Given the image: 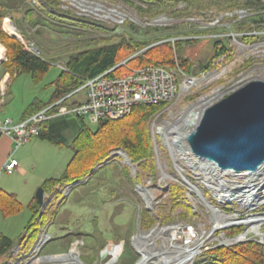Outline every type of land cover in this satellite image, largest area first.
Masks as SVG:
<instances>
[{
  "label": "rangeland",
  "instance_id": "rangeland-1",
  "mask_svg": "<svg viewBox=\"0 0 264 264\" xmlns=\"http://www.w3.org/2000/svg\"><path fill=\"white\" fill-rule=\"evenodd\" d=\"M157 1L55 0L56 11L37 8L44 17L43 22L32 25L25 19L20 28L18 18L30 11L29 3L39 4L36 0H27L22 13L10 11L14 19L6 18L12 29L4 21L7 33H14L31 53L35 54L37 49L36 54L48 60L50 67L38 82L28 73L4 74L1 64L5 63L8 51L0 42L4 47L0 81L7 89V94L0 95V118L18 121L31 101L48 100L53 90L51 81L65 70L60 60L62 54L90 46L110 43L129 46L137 41L153 46L168 40L165 44L171 49V62H177L193 76L195 83L149 117L146 127L150 134L152 166L143 169L142 160L131 162L122 148L112 147L101 169L91 171L86 182L61 187L42 208L34 202L38 209L35 224L45 222L40 226L38 238L46 232L50 235L39 251L34 247L38 238L31 245L21 238L26 235L32 217L28 204L42 181L35 184L37 179L31 174L3 172L0 188L15 193L22 208L9 216L0 213V234L13 240L9 250L0 256V264H58L59 261L40 262V258L65 254L72 246L77 247L84 264H140L144 253L172 248L168 226L182 229L174 234L177 245L200 244L196 256L186 264H210L209 250L230 246L218 244L225 243L223 238L234 239L244 231L241 224L223 229L215 227L214 213L192 186V183L199 186L215 207L230 208L226 210L229 215L236 211L245 218L246 209L240 206V199L225 204L216 195L224 193L219 184L228 187L231 179L242 182L241 179L226 176V183H219L218 178L207 177L212 175L211 171L202 166L204 162L196 161L198 157L187 149L183 139L191 128L172 126L180 123L184 112L202 98L214 96V101L247 80L264 79V0H233L230 3L234 5L225 0H171L170 4ZM81 96L82 92L72 98ZM84 123L91 130L96 127L87 118ZM71 133L70 130L67 135ZM23 146L14 152L16 160ZM57 149L71 150L68 146ZM144 161L148 163L150 159ZM33 168L29 164L26 170L31 172ZM258 176L254 177L259 186L255 193L264 197V173ZM218 177L221 178L219 174ZM206 180L213 186L207 185ZM233 194L239 195L237 190ZM49 197L47 194L46 201ZM254 211H264V204L256 206ZM238 226L241 229L234 230ZM149 232L153 234L147 235ZM239 239L245 241L243 237ZM120 243L124 246L123 252L112 262L114 255L109 251L116 249L111 244ZM157 260L153 256L144 264H155Z\"/></svg>",
  "mask_w": 264,
  "mask_h": 264
},
{
  "label": "trees",
  "instance_id": "trees-1",
  "mask_svg": "<svg viewBox=\"0 0 264 264\" xmlns=\"http://www.w3.org/2000/svg\"><path fill=\"white\" fill-rule=\"evenodd\" d=\"M37 2H39V4H36L37 6L29 3L28 8L30 11L23 15L19 21L20 28H22L21 25L25 19L29 20L32 25L43 22L42 19L44 17L38 11V7L40 9L42 7L44 11L50 8L56 11V8H54L55 0H36ZM157 2L170 4L172 1L158 0ZM211 2H216V0ZM230 2L235 1L225 0V3L234 5ZM26 3L27 0H0V42L5 45L8 51L6 61L2 64V66L4 65L3 73H8L9 75L28 73L34 82H38L48 71L50 67L49 61L36 54V52L34 54L28 51L19 42L18 38L9 35L1 27V21L7 13L18 10L19 6ZM145 43L137 41L134 44H129V46L121 45V43H110L82 48L72 53H64H76V57L70 56L67 63L64 64L65 70H62L57 78L50 83V85L55 87L53 94L47 101L38 99L31 101L21 118L31 115L48 103L71 93L74 89L79 88L86 78L93 77L123 60H126V65L129 68L147 64L163 65L172 63L170 57L171 49L165 44L168 43V40L160 44H153V46L152 43L148 45ZM128 72L127 68L122 65L112 70L113 75H122ZM167 103L136 104L132 107L129 114L115 120L101 122L94 130L89 129L83 118H81L80 129L69 146L72 156L63 172L57 177L45 179L40 186L46 194H50L53 188L57 186H69L74 181H82L86 176L94 172H91V168L103 165L109 156L110 149L116 146L126 152L131 162L142 160L143 162L140 163V166L143 169H146L150 164L152 166L150 134L146 124L149 117ZM40 136L43 138L47 137L49 140L53 139V136H46L42 132ZM147 158L150 159L148 163L144 161ZM99 169L101 168L99 167L95 171ZM34 202L35 200L33 199L28 204L32 217L29 221L26 235L21 238V241L27 239L30 245L36 241L40 226L45 223L41 222L38 224L36 222L35 224L38 209H36L37 206L34 205ZM21 208L22 204L17 199L16 194L0 188V213L3 216L15 214ZM226 210L229 211L230 208H226ZM240 229L241 227L239 226L234 228L236 231ZM12 244L13 240L11 238L0 234V256L5 254ZM208 253H210L208 254L210 264H264V245L255 240H245L230 246H219L209 250Z\"/></svg>",
  "mask_w": 264,
  "mask_h": 264
},
{
  "label": "built area",
  "instance_id": "built-area-1",
  "mask_svg": "<svg viewBox=\"0 0 264 264\" xmlns=\"http://www.w3.org/2000/svg\"><path fill=\"white\" fill-rule=\"evenodd\" d=\"M120 65L125 66L129 72L122 75H113L112 70ZM192 78L193 76H190L180 68L177 62L163 65L147 64L129 68L126 65V60H123L107 70L87 78L81 87L74 89L70 93L69 99L65 103H62L63 98L55 102L52 101L42 109L20 118L18 121L8 117L0 118V138L6 137L12 142L11 154L3 164V170L7 173H12L16 169L18 161L13 157L12 152L23 146L31 138L40 136L42 124L53 115L73 114L83 119L87 118L93 126H97L101 122L115 120L129 114L132 107L136 104L170 103L175 101L183 91L193 86L191 83ZM3 81L5 82L6 78ZM5 85L0 83V95L4 96L6 93ZM81 92L83 94L82 99L68 103L70 98ZM233 171L235 172V170L231 169H215L217 174L212 172L210 178L213 177L215 180L218 178L219 181H222L218 177L219 174L225 181H227L226 176H232L238 177L243 183H255L254 177L264 173V170L236 171L240 172L237 176ZM247 172L254 173V176L247 178ZM259 178L260 176L257 177V179ZM233 182L242 183L231 179L229 184L232 185ZM213 183L217 184L216 181ZM231 188L237 189V194H241V191H245L244 189L249 190L245 184H238L234 187L232 185ZM59 190H61L60 186L53 188L46 204L53 200L52 196ZM259 204H264V202ZM256 206L248 208L244 205L246 218L241 223V226L243 230H246L249 226L252 227L256 223L255 229L250 228L251 230L246 233L244 239H252L264 245V229H262L264 227V219H261V214H264V211H254ZM218 207L223 214H228L226 208ZM230 214L238 216L236 211ZM43 235L44 233L39 235L41 242L48 239L47 237L43 241Z\"/></svg>",
  "mask_w": 264,
  "mask_h": 264
},
{
  "label": "water",
  "instance_id": "water-1",
  "mask_svg": "<svg viewBox=\"0 0 264 264\" xmlns=\"http://www.w3.org/2000/svg\"><path fill=\"white\" fill-rule=\"evenodd\" d=\"M37 51L35 49V52ZM70 56L76 57V53L63 55L61 62L66 64ZM187 125L191 130L183 138L187 142L186 147L198 157L196 161L204 162L202 166L208 170L214 167L235 171H257L263 168L264 79L247 80L216 98L204 106ZM99 167L100 165H97L91 168V171ZM87 179L88 176L79 183ZM79 183L74 181L69 186ZM196 187L198 189L199 186ZM46 195L44 189L39 186L34 199L40 207L45 204ZM201 197L214 208L213 203L205 198L203 193ZM239 241L238 239L225 244L233 245Z\"/></svg>",
  "mask_w": 264,
  "mask_h": 264
},
{
  "label": "bare ground",
  "instance_id": "bare-ground-1",
  "mask_svg": "<svg viewBox=\"0 0 264 264\" xmlns=\"http://www.w3.org/2000/svg\"><path fill=\"white\" fill-rule=\"evenodd\" d=\"M6 27L9 28V29L10 28L12 29V26L10 25V23H8V20H6ZM3 48L4 47L0 44V59L3 57V54H4V49ZM2 83L3 82H1V84ZM191 83L192 84L195 83L194 78L191 79ZM68 95H70V94H68ZM68 95L63 96V97H61V98H59L57 100H60V99L63 98L62 103H65V101L69 98ZM213 98H215V97L214 96H208V97L202 98L200 101H198L194 105L190 106L189 109H187L184 112V114L182 115V118L180 120V123L178 122V123L174 124L172 126V128L178 129V127H180L182 125H183V127L184 126L185 127L188 126L187 124L188 123H191L196 118L197 114L204 108V106H206L207 104H209L213 100ZM57 100H55V101H57ZM55 101H53V102H55ZM188 128H189V126H188ZM191 164L192 165H196V164H194L192 162H191ZM211 169H214V168H210L209 169L211 171V174H212V172L214 173V170H211ZM233 173H236L237 176L240 174V172H236V171L235 172L233 171ZM252 175L254 176V173L247 172V176H248L247 178L251 177ZM209 176H212V175L208 174L207 177H209ZM220 179H222V181H219V183H224V182L226 183L225 179H223V178H220ZM251 182H254V181H251ZM77 183H79V181ZM205 183L207 185H209V186H213V184H211L210 182H208V180H206ZM256 183L257 182H255V183H250V182L244 183L245 186L249 190L244 189L245 191H241V194H239V195H235L236 193L233 194L234 189L231 188L232 185L226 187L227 185L222 186L224 184H219L218 187L220 188V190H224V193L217 192L216 195H217V197H220L221 198V200H220L221 203L222 202H224L225 204L232 203L233 200H235V199L238 198V199H240L239 200V203L241 204L240 206L244 207V205H245L248 208H252V207L256 206L257 204L264 202V197H260L259 195H257L255 193L256 192L255 190H256V188L258 186V185H256ZM237 184H241V183L233 184V187L236 186ZM192 186L195 188L196 191H198V193H199V195L201 197L202 192H201L200 188L198 187V189H197L196 185L193 184V183H192ZM225 187H226L227 190L224 189ZM228 189H230V190H228ZM231 190H233V191H231ZM233 197H235V198H233ZM202 200H203V198H202ZM203 202L205 204H207L206 206L209 207L212 210V212L214 213V216H215V227H220L219 229H223V228L228 227V226L238 225V224H241V222H244L245 221L244 219L246 218V215H245V218L240 217L239 215L238 216H236V215H229V214H226L225 215V214H223L221 212V209H219L218 207H215V206H214V208L211 207L205 201V199L203 200ZM261 219H264V214H261ZM256 225L257 224L255 223L252 227L249 226L248 229L244 230L239 236H237L236 238L234 236L233 237L234 239L231 238V239H227L226 240V238H223L222 239V242H225L227 244V243H230L232 241L235 242L236 240H238L241 237H243V239H244V237L246 236V233L249 230H251L250 228H252V229L254 228L255 229V226ZM166 230H168V232H170V234H169L170 236L169 235L168 236L171 239L172 248H170V250H166V251H161V250L158 251L157 250V251H154V252H152L150 254L149 253L148 254L147 253H144L143 259L140 261V264H144L147 260H149L150 257H153V256H156L158 258V260L155 262V264H186V263H188L189 261H191L196 256V254L198 253V247L200 246L199 243H196L193 246H191V245L189 246V244L187 243L188 244L187 246L182 247V245H177L176 242L174 241V238H175L174 237V234H175V232H178V230H182L181 227L179 228V226H170V227L168 226L166 228ZM154 231H155V229H154ZM156 233H158V232L156 231ZM146 234L147 235L148 234H153V232H149V233H146ZM47 237L49 239L50 238V235L46 232L43 235V238H42L43 241ZM44 242H41L40 238H38L37 244H35V246H34L35 249H36V251H39L40 250V248H41V246L43 245ZM225 243H223V244H225ZM111 245H112L111 248L116 249L114 252L112 250L109 251V252H111L110 254H113L114 255V257H113V259L111 261L112 262H116L119 259L120 255L122 254V252H123V248L122 247H124V246L122 245V243H120V244H111ZM77 250L78 249H77L76 246H72V249L69 248L68 249V252H66L65 254L48 255L46 258H44V257L43 258H40V262L41 261L42 262L43 261L44 262H46V261L47 262H57V261H59L58 264H84V263H82V261H80L79 256L77 254ZM170 253H172L171 256H169ZM67 261H68V263H67Z\"/></svg>",
  "mask_w": 264,
  "mask_h": 264
},
{
  "label": "crops",
  "instance_id": "crops-1",
  "mask_svg": "<svg viewBox=\"0 0 264 264\" xmlns=\"http://www.w3.org/2000/svg\"><path fill=\"white\" fill-rule=\"evenodd\" d=\"M23 7H25V4H22L21 6H19L18 10H16L18 14L22 13ZM16 11L14 13H17ZM10 14L11 13H7V15L3 18V25L1 26L2 29L6 31V33H7V30H6V27L4 28L5 26L4 21L6 20V18H8L9 20L14 19ZM16 16L19 17V15H16ZM18 20L19 21L21 20V16L18 18ZM12 23L15 25L14 22ZM13 27L16 28L15 26ZM8 33L9 35L14 36L13 33L11 32H8ZM19 42L22 44L21 41ZM5 74H8V73H5ZM52 88L53 90L50 96L53 94L55 90L54 86H52ZM73 98L72 99L70 98V101L68 103H71L73 101L75 102L77 100L82 99L83 94L78 99L74 100ZM38 100H41V99H38ZM42 101H47V100H42ZM67 101L68 99L65 102ZM1 106H0V109L2 108ZM73 116L75 117V119L73 118ZM80 119H81L80 117H77L73 114L51 116L47 121H45L42 124L41 132L45 133L46 136H53V139L49 140L47 137L43 138L41 136H38V137H34L36 139L31 138L34 140L30 139L31 141L29 140L28 142H26L27 144H25V146H23L22 149L17 152L18 165L16 169L12 171V173L15 172L18 174L19 173L31 174L33 178L37 179L35 181V184H38L39 180L43 182V180L47 178L59 176L63 172L67 163L69 162L72 156V151L71 150H58L57 147L61 148L64 146H68V148H70L69 146L71 142L74 140V138L76 137L80 129V126H81ZM70 130L72 131V133L70 135H67L68 132H70ZM11 150H12L11 140H9V138H6V137H1L0 138V178H1L2 173L5 172L3 170V164L7 160L8 156L11 154ZM14 152H12V154H14ZM29 164L34 165V168L32 169L31 172H28L26 170ZM35 170H37L36 173H35ZM26 184H28V182H26Z\"/></svg>",
  "mask_w": 264,
  "mask_h": 264
}]
</instances>
